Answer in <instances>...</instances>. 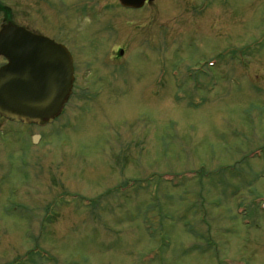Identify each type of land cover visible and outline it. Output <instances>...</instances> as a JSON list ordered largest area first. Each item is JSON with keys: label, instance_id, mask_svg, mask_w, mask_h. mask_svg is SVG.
<instances>
[{"label": "rangeland", "instance_id": "rangeland-1", "mask_svg": "<svg viewBox=\"0 0 264 264\" xmlns=\"http://www.w3.org/2000/svg\"><path fill=\"white\" fill-rule=\"evenodd\" d=\"M46 1L0 6L69 33L95 96L0 119V264H264V0Z\"/></svg>", "mask_w": 264, "mask_h": 264}, {"label": "water", "instance_id": "water-1", "mask_svg": "<svg viewBox=\"0 0 264 264\" xmlns=\"http://www.w3.org/2000/svg\"><path fill=\"white\" fill-rule=\"evenodd\" d=\"M153 0H120L139 9ZM0 116L16 123L50 124L71 94L73 60L67 49L8 24L0 31Z\"/></svg>", "mask_w": 264, "mask_h": 264}, {"label": "flooded vegetation", "instance_id": "flooded-vegetation-1", "mask_svg": "<svg viewBox=\"0 0 264 264\" xmlns=\"http://www.w3.org/2000/svg\"><path fill=\"white\" fill-rule=\"evenodd\" d=\"M2 0H0V2H1ZM25 1H28V5L30 4V2H32V3H40V6H41V4H42V6H47V1L46 0H40V1H42V2H40V1H37V0H25ZM118 1V4H117V2H116V0H115V3H116V5H114V3L113 2H110V3H105L104 1H98V2H96V4L94 3V6H93V4L91 3V5L90 6H93L92 7V11H96L95 13H93L92 14V16H94V17H98L99 15H101L103 12H104V10H106V9H110V7L111 6H108L107 4H113L114 6H118V7H120V9H123L124 11H126V12H136V11H139V10H137V9H129V8H124V7H122L121 6V4L119 3V0H117ZM88 2V1H87ZM148 3L146 2L145 3V5H147ZM144 5V6H145ZM143 6V7H144ZM0 8H2V9H0V13H2V14H4L5 16H4V22H5V25L4 26H6V25H8V24H12V25H14V26H16V27H21V28H23V29H25L26 31H28V32H30V33H32V34H34V35H37V36H42V37H45V38H47V39H49V40H51V41H54L55 43H57V44H60V45H62V46H64L67 50H68V52L70 53V55H71V57H72V59H73V68H74V80H73V87H72V93H71V95L68 97V99H67V102H66V104H65V107L62 109V111L60 112V114L54 119V121H53V123L56 121V120H58L59 118H61V117H63L64 115H66V113H67V111H68V107H69V105H70V103H71V101H72V99L75 97V96H77V94H80L81 93V95L83 96V98L85 99V101L87 102H89L90 100H92L91 98L93 97L94 98V96L95 95H93L91 92H90V90H92V84L90 85V84H85V85H83V86H81L80 84H78V82H79V80H80V77H79V73H78V70H77V61H76V57H74V52L72 51V49L68 46V44H66V43H64V41H66V40H68L69 39V37H70V34L69 33H61L60 35H52V33H51V31H53V29H54V24H52V23H49L50 24V26H49V24L47 25V24H41V23H36V17L34 16V15H32V14H30V15H28L26 18L28 19V22H29V24H31V25H27L26 23L25 24H15V23H13L12 22V20L10 19V15H11V13L9 12V10H7V8L6 7H2V6H0ZM92 11H89L87 14L86 13H80V14H78V16L77 17H85V16H87L88 14H90V13H92ZM33 25V26H32ZM3 26V27H4ZM2 27V28H3ZM34 27V28H33ZM2 28H1V30H2ZM41 28H43L44 29V31H40V29ZM48 29H50V30H48ZM0 30V31H1ZM55 32V31H54ZM62 39H61V38ZM5 63H6V61H5ZM87 66H85V71H87V72H92V70H93V68H91V66H89V64H86ZM104 76H105V73H104V75H101V79H103L104 78ZM100 88H98V89H96V90H99ZM94 93H95V91H94ZM92 94V95H91ZM98 94L100 95V92H98V93H96V95L98 96ZM93 101V100H92ZM0 119H5L4 117H1L0 116ZM6 121L7 122H9V120H7L6 119ZM11 122V121H10ZM13 123V122H12ZM52 123V124H53ZM15 124V123H14ZM19 125V124H18ZM20 125H22V126H26V127H30V126H32V127H34V126H36V125H24V124H20ZM51 125V124H50ZM45 127H47V126H45ZM45 127H43V128H45ZM36 128H38V129H43V128H40V127H38V126H36ZM1 131H3V129H1L0 130V132Z\"/></svg>", "mask_w": 264, "mask_h": 264}, {"label": "bare ground", "instance_id": "bare-ground-1", "mask_svg": "<svg viewBox=\"0 0 264 264\" xmlns=\"http://www.w3.org/2000/svg\"><path fill=\"white\" fill-rule=\"evenodd\" d=\"M97 100V99H96Z\"/></svg>", "mask_w": 264, "mask_h": 264}]
</instances>
